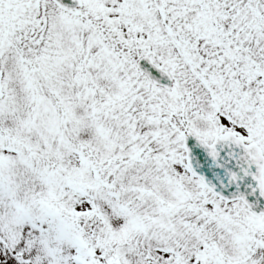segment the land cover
Masks as SVG:
<instances>
[{"label": "snow or ice", "instance_id": "snow-or-ice-1", "mask_svg": "<svg viewBox=\"0 0 264 264\" xmlns=\"http://www.w3.org/2000/svg\"><path fill=\"white\" fill-rule=\"evenodd\" d=\"M0 264H264V0H0Z\"/></svg>", "mask_w": 264, "mask_h": 264}]
</instances>
